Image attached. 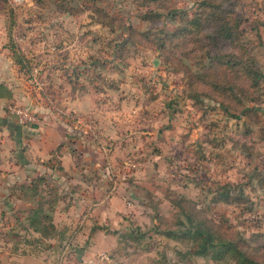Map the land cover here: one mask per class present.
<instances>
[{"label": "rangeland", "instance_id": "rangeland-1", "mask_svg": "<svg viewBox=\"0 0 264 264\" xmlns=\"http://www.w3.org/2000/svg\"><path fill=\"white\" fill-rule=\"evenodd\" d=\"M232 1L243 18V44L264 68V0ZM197 2L161 5L179 17ZM142 3L0 0V59L12 58L15 42L35 70L30 76L13 63L16 69L5 71L9 86L0 85L8 93L0 129L23 127L13 156L34 162L1 163L12 150L0 132V264H79L91 256L100 264H226L192 253L185 213L237 235L243 247L264 250V84L257 102L243 101L249 111L232 109V101L226 113L207 86L193 89L177 70L168 53L190 65L180 50H155L146 41L145 31H171L181 22L155 7L162 16L147 20ZM104 14L136 37L111 32L100 23ZM25 107L33 124L12 114ZM65 112L83 118L69 127L73 142L47 160L38 135L51 123L64 127ZM62 149L75 153L67 171ZM85 227L101 233L96 250L81 236Z\"/></svg>", "mask_w": 264, "mask_h": 264}, {"label": "trees", "instance_id": "trees-1", "mask_svg": "<svg viewBox=\"0 0 264 264\" xmlns=\"http://www.w3.org/2000/svg\"><path fill=\"white\" fill-rule=\"evenodd\" d=\"M140 7L146 11L142 15L145 19L161 17L158 11L161 8L167 10V16L173 20H179L181 23L174 25L171 31L159 29L155 32L145 31L146 41L155 46V50H167V45L173 51H181V57L190 61L186 65L183 61L177 60L173 55V63H176L177 70L183 72L191 81L193 89L196 86L205 85L208 87V97L218 101L221 108L227 113L232 105V101L237 103L238 107L232 109H241L247 112L250 109L246 107L244 100L250 103L259 100L255 94L261 84H264V68L257 62L256 58L249 52L247 46L243 44L242 21L243 18L238 15L235 8V2L232 0H198L196 8L190 13H183L177 16V12L161 5L162 0H144ZM153 4L152 7L149 5ZM155 7V10L154 8ZM111 32L117 28L127 30L130 38L136 37L138 31H133L130 26L120 21L118 18H111L103 15V21L100 22ZM264 27V20L261 21ZM256 29V27H254ZM140 41V39L135 42ZM127 40L124 39V43ZM261 44L264 46L263 41ZM121 45H117L119 48ZM12 59L15 65L21 67V71L28 75H34L30 67L27 55L22 48L12 42L9 47ZM198 69L196 74L192 73L193 69ZM0 86V97H6L8 93ZM5 92V93H4ZM196 89L194 97L199 95ZM44 96V92H41ZM234 106V105H232ZM82 115L76 113H64V126L67 136L72 143V135L68 132L69 127L73 128L78 123ZM72 124V125H71ZM63 147L62 145L59 147ZM34 187L33 184L29 188ZM189 228L186 231L190 239L194 241L192 253L197 256H213L220 260H225L226 264H264V250L251 249L243 247L238 242V236L224 232L219 233L216 226L194 221L192 216L185 213ZM216 227V228H215ZM160 232V230H158ZM166 234H176V231L166 229Z\"/></svg>", "mask_w": 264, "mask_h": 264}, {"label": "crops", "instance_id": "crops-1", "mask_svg": "<svg viewBox=\"0 0 264 264\" xmlns=\"http://www.w3.org/2000/svg\"><path fill=\"white\" fill-rule=\"evenodd\" d=\"M6 51V50H5ZM9 55L7 54V57L5 58V60L0 59V85L3 84V82L5 81V85L9 86V81L11 82V79H9L7 76L5 75V71L6 70H11L14 71V69H16L15 65L13 64L14 62L12 61V58L8 57ZM6 100L5 97H0V103L4 102ZM0 117H2V120H5L4 115L2 113H0ZM7 120V119H6ZM7 126H9L7 129H0V132L3 133V135L5 136L3 139V143L6 145V149L7 148H11V156L12 158L8 157L7 162L1 161V163H8V161H11L10 163H15V165H19L18 163H34L32 161L31 158H26L22 159L20 161L16 160L15 157L13 156L14 154V147L17 146L18 144H20L22 141L20 138L23 132V127H19V126H14L12 125V123H7ZM51 126L48 130L49 132H44L41 133V135H38L39 141H37V143H39V145L41 146V148L43 149V152H41V154H43V157H45L47 160H50V158H52L58 148L62 145L65 148L66 144L70 145V140L68 139L67 136V131L65 126L63 127L60 126V124L58 123H51ZM57 126V127H56ZM58 127H62L60 130L58 129ZM16 134V135H15ZM3 154V153H2ZM73 154V153H72ZM68 149H62L60 152V156L59 159L61 161L62 164V168L65 169V171H67V167L64 165V163H74V157L73 154L72 155ZM5 156H8V153L4 154ZM3 156V155H2ZM17 163V164H16ZM92 227H85L83 228V230L81 231V236L84 239V242L86 243L88 240L90 241V250H96L94 245L98 240V237L101 235L100 232H98L97 230H95ZM105 235V234H104ZM92 253V251H91ZM14 260H21V259H17L15 258ZM34 259H23V261H25V263H29V264H35L37 261L33 262ZM23 261H19V262H23ZM79 264H100L98 262H96V260L91 256V257H84L81 259V261L79 260Z\"/></svg>", "mask_w": 264, "mask_h": 264}, {"label": "built area", "instance_id": "built-area-1", "mask_svg": "<svg viewBox=\"0 0 264 264\" xmlns=\"http://www.w3.org/2000/svg\"><path fill=\"white\" fill-rule=\"evenodd\" d=\"M12 114L17 118L18 122L22 125L25 124H33L37 120L35 119L32 111L25 107V108H15L12 110ZM102 260L109 262L110 257L108 255H103Z\"/></svg>", "mask_w": 264, "mask_h": 264}]
</instances>
